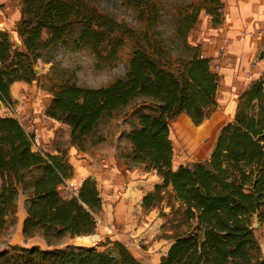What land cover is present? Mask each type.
I'll list each match as a JSON object with an SVG mask.
<instances>
[{
	"label": "trees",
	"instance_id": "obj_1",
	"mask_svg": "<svg viewBox=\"0 0 264 264\" xmlns=\"http://www.w3.org/2000/svg\"><path fill=\"white\" fill-rule=\"evenodd\" d=\"M133 1L142 9L152 6L149 0ZM221 5L211 1L206 10L216 24L222 21ZM198 21V11L184 16L178 34L187 40ZM15 29L17 43L0 29L5 106L13 103L14 83L38 80L35 65L42 51L70 39L76 49L87 46L98 58L114 60L126 37L137 39L133 29L84 0H21ZM135 42L123 78L98 88L62 81L50 89L46 115L67 125L70 145L85 151L103 141L97 135L101 121L136 99L150 100L151 112H140L138 126L125 135L131 149L123 157L159 179L142 197L143 210L171 208L172 242L159 264H264L253 228L255 217L264 222L263 78L238 95L234 119L221 128L208 161L174 169L170 123L181 114L195 125L203 123L217 108L221 77L199 44L183 41L190 54L173 62L164 41L144 35V41ZM72 177L67 153L35 151L33 134L15 117L0 115V234L15 225L23 197L25 239L40 236L51 247H14L0 254V264H146L120 242H111L115 253L58 247L67 239L94 235L103 209L90 176L80 182L76 196H61L60 186Z\"/></svg>",
	"mask_w": 264,
	"mask_h": 264
},
{
	"label": "rangeland",
	"instance_id": "obj_2",
	"mask_svg": "<svg viewBox=\"0 0 264 264\" xmlns=\"http://www.w3.org/2000/svg\"><path fill=\"white\" fill-rule=\"evenodd\" d=\"M84 1L133 29L137 39L126 37L124 46L114 60L98 58L87 46L76 49L70 39L42 51V62L35 65L38 80L15 88L17 96L12 97L11 108L1 105L0 115L15 117L31 134L38 129L41 135L40 148L45 153H67V160L73 168V177L60 186L62 197H74L75 189H78L86 175L97 183L103 201V209L96 215V234L101 240L87 247L77 245L73 238L62 241L58 247H96L100 251L109 250L115 253L111 242L125 245L129 238L128 233L134 232L138 240L132 242L131 246H126L129 251L143 263L159 264L160 258L165 255L172 242L171 208L163 204L151 211L143 210L142 195L151 190L159 179L155 172L146 173L142 167L130 166L123 157L131 149L125 135L138 126L140 112H151V101L136 99L127 107L115 112L112 117L105 118L97 129V135L103 141L80 151L70 145V128L49 118L45 113L52 97L50 89L65 80L75 82L81 87L98 88L123 78L136 46L135 41H144V35L151 40L164 41L170 53L169 58L173 62L186 59L190 52L185 48L183 41H192L189 38L185 40L178 34L180 19L197 11L200 19L201 14L210 7L211 1L218 0H149L152 6L146 9L137 6L133 0ZM9 5L12 6L11 15L16 18L21 8V0H10ZM211 22L213 25L218 24ZM13 30L10 36L12 41L17 43L19 38L16 29ZM230 68L231 66L222 63L218 70L221 80L217 108L203 123L195 125L186 114H181L170 123L174 169L179 166L192 167L208 161L221 128L233 121L238 95L247 87L240 85V80H233V72H227ZM189 131L199 137L193 148ZM87 162L90 163L88 172L81 170L84 173H80V168L86 167ZM130 170H133L134 174L128 178ZM70 180L76 188L71 187ZM21 199L24 201L23 197ZM253 228L264 255V222L255 217ZM12 238L17 242L9 245ZM33 246L42 250L51 248L40 236L25 239L23 242L18 238L14 225L0 234V254L4 251L12 253L14 247Z\"/></svg>",
	"mask_w": 264,
	"mask_h": 264
},
{
	"label": "crops",
	"instance_id": "obj_3",
	"mask_svg": "<svg viewBox=\"0 0 264 264\" xmlns=\"http://www.w3.org/2000/svg\"><path fill=\"white\" fill-rule=\"evenodd\" d=\"M9 2L10 0H0L4 6L0 10V29L12 32L20 18V11L16 18L13 17L11 15L12 6L9 5ZM222 2L225 8L223 21L213 25L212 17L206 12L202 13L196 28L191 31L189 39L192 44H199L202 55L212 58V62L218 64L219 68L222 63L231 66L227 72H233V80L236 82L240 80L241 83L239 84L246 88L251 82L259 78L264 80V58L261 61L256 60L257 49L264 43V0H223ZM194 35L196 36L195 39L193 38ZM225 38L229 40L228 47H225ZM22 84L27 83L16 82L12 85L11 95L13 98L17 96L15 88L21 87ZM88 164L90 163L87 162L86 167H81L80 171L88 172ZM105 165L109 167V165ZM133 172V170L129 171L128 178L133 176ZM80 173L83 174L84 172L81 171ZM88 176L86 175V177ZM25 218L26 210L24 201L21 199L18 202L17 219L14 227L18 238L23 242L25 240L23 235ZM14 239L10 240L9 245L17 242Z\"/></svg>",
	"mask_w": 264,
	"mask_h": 264
},
{
	"label": "built area",
	"instance_id": "obj_4",
	"mask_svg": "<svg viewBox=\"0 0 264 264\" xmlns=\"http://www.w3.org/2000/svg\"><path fill=\"white\" fill-rule=\"evenodd\" d=\"M223 0H221V2H222ZM217 12H218V14L220 15V17H221V19H222V21H223V19H224V12H225V8H224V4H223V2H222V5L221 6H219L218 7V9H217ZM221 21V22H222ZM224 44H225V47H228V45H229V40L227 39V38H225V40H224ZM264 58V43H262L259 47H258V49H257V54H256V60L257 61H261L262 59ZM41 63L42 61L40 60V59H38L37 60V63ZM212 67H213V69L215 70V71H218L219 70V65L218 64H214L213 62H212ZM2 105L3 106H5L3 103H2ZM6 108H11V104L9 105H6L5 106ZM41 135H40V131L38 130V129H36L35 130V132L33 133V148H34V150L35 151H38V152H40V153H45L41 148ZM71 181V180H70ZM70 185H71V187L72 188H76V187H73V186H75L74 185V183L71 181L70 182ZM77 193H78V189L76 188L75 189V191H74V196H76L77 195ZM96 234V233H95ZM94 234V235H95ZM128 235H129V238H128V240L127 241H125V247L126 246H131V244H132V242H134V241H137L138 240V238H137V236L135 235V233L134 232H130V233H128ZM92 240L94 241V242H99L100 240H101V237L98 235V234H96L94 237H92Z\"/></svg>",
	"mask_w": 264,
	"mask_h": 264
},
{
	"label": "bare ground",
	"instance_id": "obj_5",
	"mask_svg": "<svg viewBox=\"0 0 264 264\" xmlns=\"http://www.w3.org/2000/svg\"><path fill=\"white\" fill-rule=\"evenodd\" d=\"M188 134L190 138L192 137L191 141H192V148H193L194 146H196L199 137L196 136L193 131H189ZM74 242L79 246H88V247L94 244V241L92 240L90 236L89 237H77L74 239Z\"/></svg>",
	"mask_w": 264,
	"mask_h": 264
},
{
	"label": "water",
	"instance_id": "obj_6",
	"mask_svg": "<svg viewBox=\"0 0 264 264\" xmlns=\"http://www.w3.org/2000/svg\"><path fill=\"white\" fill-rule=\"evenodd\" d=\"M35 72H37L36 70H35ZM2 105V102L0 101V106Z\"/></svg>",
	"mask_w": 264,
	"mask_h": 264
}]
</instances>
